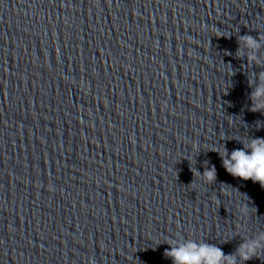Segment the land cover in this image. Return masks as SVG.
<instances>
[{
	"label": "water",
	"instance_id": "1",
	"mask_svg": "<svg viewBox=\"0 0 264 264\" xmlns=\"http://www.w3.org/2000/svg\"><path fill=\"white\" fill-rule=\"evenodd\" d=\"M261 73L264 0H0V264H264Z\"/></svg>",
	"mask_w": 264,
	"mask_h": 264
},
{
	"label": "clouds",
	"instance_id": "2",
	"mask_svg": "<svg viewBox=\"0 0 264 264\" xmlns=\"http://www.w3.org/2000/svg\"><path fill=\"white\" fill-rule=\"evenodd\" d=\"M242 39L246 46L257 47L252 37L244 36ZM260 79L264 80V73L260 74ZM254 95L264 96V87H260ZM222 164L228 173L258 181L264 187V138H255L244 147L222 154ZM214 175L215 170L209 169L202 177L210 182ZM243 211L246 212V209ZM262 245L264 233L251 241L241 243L237 255L241 260H246ZM166 255L172 258L173 264H235V257L225 256L219 248L207 244H194L191 241L177 243L166 252Z\"/></svg>",
	"mask_w": 264,
	"mask_h": 264
}]
</instances>
